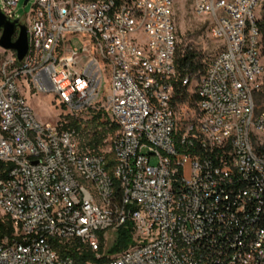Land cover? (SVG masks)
<instances>
[{
    "label": "built area",
    "instance_id": "1",
    "mask_svg": "<svg viewBox=\"0 0 264 264\" xmlns=\"http://www.w3.org/2000/svg\"><path fill=\"white\" fill-rule=\"evenodd\" d=\"M20 1L0 4L30 44L0 59V212L15 225L0 264H78L61 245L99 251L128 220L131 246L98 264H264L261 0H192L224 44L201 79L178 76L180 0H33L27 17ZM23 80L82 127L101 113L116 130L83 148L66 120L37 121Z\"/></svg>",
    "mask_w": 264,
    "mask_h": 264
},
{
    "label": "trees",
    "instance_id": "2",
    "mask_svg": "<svg viewBox=\"0 0 264 264\" xmlns=\"http://www.w3.org/2000/svg\"><path fill=\"white\" fill-rule=\"evenodd\" d=\"M258 24L262 31L263 36V47L262 54L264 55V11L262 17L259 18ZM212 58L203 61V57L194 49H184L180 50L176 48L175 62L177 65L178 76L180 79L186 77L187 75L194 76L197 75L198 79L205 74L207 67ZM177 91L183 94V97H186L187 87L182 85L180 81L177 86ZM257 97L258 102H264V84L261 89L255 93V99ZM197 98L194 95V99ZM259 110L258 111H263ZM101 113L93 114L92 118L89 119L88 125L82 127L79 120H77L71 114H65V123L66 128L75 129L80 134V143L83 148L90 147L92 149H99L104 143V139L107 137L108 133L114 132L117 126L113 123L110 124V121H100ZM112 162V161H111ZM10 168V164L0 162V178L7 176V171ZM15 231V225L13 220L8 215L0 216V238L5 235L11 236ZM117 238L112 245V247L107 252V255L98 258L97 253H103V233L101 234V247L99 251H92L87 247H83L79 242L74 241L72 245H61V253L63 255L70 254L73 255L78 264H88L92 263H102L108 259L109 255L117 254L123 250L129 248L133 243V222L131 220L126 221L117 229ZM58 246V243L56 244Z\"/></svg>",
    "mask_w": 264,
    "mask_h": 264
},
{
    "label": "rangeland",
    "instance_id": "3",
    "mask_svg": "<svg viewBox=\"0 0 264 264\" xmlns=\"http://www.w3.org/2000/svg\"><path fill=\"white\" fill-rule=\"evenodd\" d=\"M26 0H21L18 7L16 8L17 14L20 16L27 17L31 14L33 9V0L25 4ZM1 4V0H0ZM264 11V0L260 1V5L255 10V15L260 17ZM173 17L176 27V37L178 48L180 50L184 49H194L200 53L203 57V61L213 58L217 53H219L224 48V44L221 40L213 39L210 35V23L207 19L198 18L194 15L192 9V0H180L173 9ZM27 25V21H25ZM71 45L80 48L82 45L81 37L77 35H71ZM5 50L0 47V59L1 56L5 55ZM264 63V58H263ZM197 78V75H194ZM264 84V76H263ZM26 84L25 88H22V93L26 97L29 106L32 108L35 118L39 123L46 122H57L59 120L65 119V113L68 112L67 108H63L62 100L57 97L54 92H37L33 91L29 82L23 80ZM193 85L195 81H192ZM257 109H264V102H258L256 97ZM152 164H156V160L153 158L151 160ZM190 166H187L189 169ZM2 213L0 212V215ZM117 238L116 231H109L103 243V253L101 255L107 254L109 249L114 244ZM103 257V256H102Z\"/></svg>",
    "mask_w": 264,
    "mask_h": 264
},
{
    "label": "water",
    "instance_id": "4",
    "mask_svg": "<svg viewBox=\"0 0 264 264\" xmlns=\"http://www.w3.org/2000/svg\"><path fill=\"white\" fill-rule=\"evenodd\" d=\"M28 2L26 0L25 4ZM19 29L18 37L14 40ZM0 47L5 50H13L17 53L19 61H22L29 51V31L28 26L16 18L14 21H9L0 9Z\"/></svg>",
    "mask_w": 264,
    "mask_h": 264
}]
</instances>
